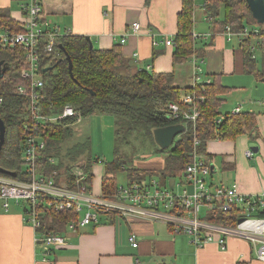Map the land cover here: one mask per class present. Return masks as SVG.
Masks as SVG:
<instances>
[{"label":"crops","instance_id":"obj_1","mask_svg":"<svg viewBox=\"0 0 264 264\" xmlns=\"http://www.w3.org/2000/svg\"><path fill=\"white\" fill-rule=\"evenodd\" d=\"M41 2L44 17L58 23L62 32L90 37L93 46L100 50L120 45L123 56L134 70L172 74L174 87L182 92L180 97L194 84L198 67L201 69L200 83L213 81L217 75L219 82L229 87L224 84L228 77L246 75L240 43L227 41L223 32L215 33L202 6L203 21L209 26H197L195 9L199 7L196 0L192 37L197 44L194 53L182 59L175 56L182 0ZM3 10H9L11 19L15 21L24 19L21 2L19 5L13 0H0V13ZM134 22L140 23L139 31L132 29ZM198 34L200 37H195ZM123 38L125 43L121 42ZM167 40H173L174 44L167 45ZM201 47L203 50H197ZM229 88L230 92L223 99L235 89ZM258 104L261 109H256L255 104L250 102L253 107L244 110L257 113L256 131L230 140L212 139L206 142L204 154L208 160L215 162L207 177L212 190L218 186H237L241 193L264 195V103ZM91 116L102 120L105 129L109 125L114 126L113 153L111 160L107 161L111 162L116 148L115 118L108 114ZM81 120L76 123L77 126ZM251 143L256 144L258 149L250 148ZM248 150L253 152L252 157L247 156ZM100 159L89 156L87 160H82L92 162L91 186L97 195L105 192L104 180L113 177L97 167ZM175 179L178 182V178ZM179 183L181 186L178 187L182 188L178 192L193 191L184 175L179 178ZM17 206L12 203L7 212L0 209V264H264L257 259L252 245L245 239L227 237L225 248L217 241L197 246L188 235L175 234L166 223L119 215L101 216L99 225L90 224L77 232L70 231L66 224L59 233L66 238V245L46 250L42 242L43 233L36 232L24 221L23 207ZM202 209V214H205L206 208ZM132 233L136 234L139 242L136 248L129 240Z\"/></svg>","mask_w":264,"mask_h":264},{"label":"trees","instance_id":"obj_2","mask_svg":"<svg viewBox=\"0 0 264 264\" xmlns=\"http://www.w3.org/2000/svg\"><path fill=\"white\" fill-rule=\"evenodd\" d=\"M22 1L13 0L14 3L19 2V5ZM203 3L206 18L215 33L224 32L227 26H231L237 32L247 26L258 25L252 18L246 0H203ZM182 5L176 37L177 59L192 55L197 44L192 37L195 0H182ZM0 28L21 31L24 29V19L20 22L15 21L11 19L9 10H3L0 13ZM254 40V36H249L239 44L243 53L244 73L263 80L264 61L263 68L259 69L257 57L254 58L252 51ZM60 42L72 60L73 77L69 71L66 53L62 49L59 48L60 54L57 57L43 55L40 66L45 67H41L40 72L45 82L42 92L46 98L42 101V111L47 116H55L62 113L66 105H70L75 110V116L61 119L57 123L47 122L40 127L38 141H44L45 147L38 149V169L47 177L54 179L58 185L76 188L73 169L80 166L88 175L85 183L92 188V162L82 161L88 157L85 150H79L77 147L66 152L61 150V145L72 133L74 125L80 119L93 114H108L115 118L116 137L122 129L131 133L143 129L149 132L151 139L154 140L153 129L178 123L179 120L168 118L166 112L168 104L178 102L182 92L174 87L172 74L134 70L132 64L123 56L120 45H115L109 50L95 47L91 49L87 37L79 35L63 37ZM199 49L203 50V47L197 50ZM260 50L264 52V48ZM2 60L10 63L11 68L0 79V96L3 97L0 116L6 125L0 166L12 174L0 173V177L25 180L29 178L28 166L24 160L25 143L31 123L29 101L15 94L21 72L27 67L25 50L22 47L8 49L0 47V61ZM46 67L51 68L44 71ZM193 89L196 90L197 96L204 97L200 104L201 115L195 125L193 123L188 125V129L176 138L173 146L166 149L168 155L165 158V168L159 171H144L129 167L128 159L120 155L115 148L114 160L104 163L105 174L113 175L103 182L106 193L115 192L118 188L116 178L120 171L126 172L127 185L150 181L154 179V173H157L162 178L159 181L163 187H169V178H182L187 165L192 162L195 137L200 140L199 151L205 153L208 140H230L257 130L255 112L243 110L239 114L229 112L223 115L219 112L225 101L223 96L230 92L229 87L219 82V76L215 75L213 81L198 83L195 88L190 87L185 91ZM81 155H85V158L79 159ZM51 159H55L54 162ZM10 203L12 205L13 201ZM0 207L3 210L1 202ZM22 207L25 211L26 207ZM41 209L44 215L40 233L49 230L60 233L64 225L77 218L75 210L57 213L42 207ZM236 215L235 208L232 212L210 211L206 220L234 226Z\"/></svg>","mask_w":264,"mask_h":264},{"label":"built area","instance_id":"obj_3","mask_svg":"<svg viewBox=\"0 0 264 264\" xmlns=\"http://www.w3.org/2000/svg\"><path fill=\"white\" fill-rule=\"evenodd\" d=\"M204 6L205 3L202 8ZM21 9L25 14L24 29L16 31L0 28V47H22L25 50L27 67L21 72L15 94L29 101L31 123L24 156L29 178L19 180L0 177V202L3 210H10L11 201L16 205L22 203L26 207L23 219L36 232H40L43 227L42 207L57 213L75 210L76 220L68 222V229L72 232L90 224L99 225L101 216L119 215L129 219L166 223L175 234L188 235L197 246L217 241L225 248L227 237L235 236L249 241L257 259L264 263V216L260 215L264 214V195L241 193L237 186H218L212 190L208 186L207 177L215 162L208 160V157L199 151L200 140L196 137L191 155L192 162L184 172L185 179L193 187L192 192H178L177 182L171 189L163 187L159 180L151 179L127 186L120 185L115 192L97 195L85 183L88 175L80 166L73 169L76 188L60 186L38 169V149L45 147L44 141H38L40 127L47 122L57 123L61 119L75 116V110L70 105H66L62 113L55 116L43 113L42 101L46 95L42 92L45 82L40 69L45 66H40V63L44 54L57 57L60 54V41L72 33L62 32L58 23L44 17L41 0H23ZM132 29L139 31L140 23L134 22ZM223 35L227 41L239 43L246 37L254 36V58L255 51L264 48V26H247L237 32L227 26ZM195 37H200V34ZM121 42L125 43L126 39L123 38ZM166 44L173 45L174 41L167 40ZM200 72L201 69L196 68L193 88L201 82ZM203 101L204 97L197 96L196 90L193 89L184 93L178 102L169 103L166 115L170 119L179 120L177 124H183L187 130L188 125L197 123L201 115L200 104ZM243 105L238 104L231 114L241 113L244 110ZM246 154L248 157L253 156L251 150ZM54 160L51 159L52 162ZM203 207L206 208L205 214H202ZM234 208L237 210L234 226L206 220L210 211L232 212ZM42 239L46 250L59 248L67 243L64 236L50 230L43 232ZM129 240L133 247H138L136 234L132 233Z\"/></svg>","mask_w":264,"mask_h":264},{"label":"rangeland","instance_id":"obj_4","mask_svg":"<svg viewBox=\"0 0 264 264\" xmlns=\"http://www.w3.org/2000/svg\"><path fill=\"white\" fill-rule=\"evenodd\" d=\"M196 1L199 7L195 9V19L198 20L197 26H209L207 22L203 21L205 17L203 9L201 8L204 4L203 0ZM259 26L263 27L264 24ZM255 54L257 57V66L259 69H262L264 52L258 49L255 51ZM224 84L229 87H234L235 89L231 90V94L225 96V101L221 105L219 111L222 115L227 113V111H231L242 102H246V104L243 105L244 110H249L253 107L250 105V102L255 104L256 109L262 108V106L260 107L256 104L260 102L264 103L263 80H258L254 75L246 74L228 77L226 81L224 80ZM113 130V124L105 129L102 120L99 121L96 116L84 118L78 123V126L77 124L74 126L70 136H68L61 145V150L66 152L73 147H77L79 150H85L86 156L101 158V162L97 167H101V170H104V163L111 160L110 156L113 153ZM115 147L120 155L128 159L127 166L129 167H135L136 169L144 171H159L163 170L166 166L165 158L168 155L167 150L160 149L154 140L151 139L149 132L143 129H138L133 133L127 132L126 129H122V132L117 135V137L115 133ZM84 157L85 155H81L79 159H84ZM153 177L160 181L162 179L157 173H154ZM179 178L180 177H178L177 186H181ZM116 179L119 186H127L128 178L125 171H120ZM181 188L182 187H178L177 190L180 191ZM22 206L23 205H18L17 207L22 208ZM203 211L204 209H202V212Z\"/></svg>","mask_w":264,"mask_h":264},{"label":"water","instance_id":"obj_5","mask_svg":"<svg viewBox=\"0 0 264 264\" xmlns=\"http://www.w3.org/2000/svg\"><path fill=\"white\" fill-rule=\"evenodd\" d=\"M251 13L252 18L255 20V22L259 25L264 24V0H246ZM87 40L90 43V48L92 49L93 43L90 39V37H87ZM59 48L62 49L65 53V48L62 43L59 44ZM67 60L69 62V71L71 76L73 77L72 73V60L70 56L66 53ZM11 68V64L2 60L0 61V79H2L5 76V73L7 70ZM51 67H46L44 71H48ZM264 81V78H263ZM185 131V126L183 124H172L164 127H158L153 129V137L154 142L160 147L162 150H166L173 146L176 138L182 134ZM5 136H6V125L3 120V118L0 116V155L3 148V145L5 143ZM250 148L252 149H258L257 145L254 143L250 144ZM0 173L3 174H12V172L5 170L0 166ZM176 179L174 177L169 178V187L172 189L174 188Z\"/></svg>","mask_w":264,"mask_h":264}]
</instances>
